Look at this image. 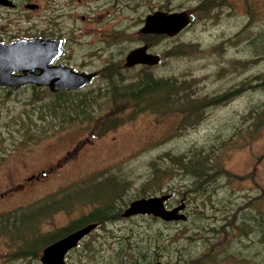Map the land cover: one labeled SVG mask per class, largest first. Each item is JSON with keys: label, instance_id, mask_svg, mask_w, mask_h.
Wrapping results in <instances>:
<instances>
[{"label": "trees", "instance_id": "obj_1", "mask_svg": "<svg viewBox=\"0 0 264 264\" xmlns=\"http://www.w3.org/2000/svg\"><path fill=\"white\" fill-rule=\"evenodd\" d=\"M196 9L201 14L210 12L211 16L215 11L221 13L223 9L230 10V7H225L220 0H198ZM161 10L173 11L166 5ZM187 10L191 17L190 25L194 24L193 7ZM262 24L263 27L256 33L259 41L254 45L258 56L264 53V21ZM144 38L146 44H149L148 37ZM186 47L192 45L183 46L184 49L179 51L182 56L188 54ZM172 51L176 55V47ZM246 64L248 62L243 64L246 69L251 66ZM109 73L108 66L106 74ZM127 73L117 64L116 78L111 80L109 75L103 74L107 77L104 85L98 89L57 93L35 87L19 89L18 98L15 97L16 93L13 95L15 102L0 100L6 107L9 104L22 105L19 113L13 112L10 117L9 109H6L5 114L0 110V129H5L6 134L0 131V146L8 138L13 150L17 146L39 142L83 123L100 124L98 131L89 133V136L100 137L137 114L149 109H161L162 105L161 110L167 109L174 101L176 111L182 116L176 129V133L180 134L193 118L199 116L202 108H206L210 102H226L233 94L227 91L213 99L201 100L189 85L193 79L157 78L148 71L128 81ZM253 78L254 81L239 83L234 93L263 89L264 84L259 82H264V79L259 76ZM254 82H258L256 86ZM27 92H30L28 96ZM160 94H163V99H159ZM10 99L8 97V101ZM108 99L112 100L116 111H120L123 105H130V116H103ZM262 126L264 104L250 102L244 113L236 116L229 124L226 135L220 136L216 131L204 141L181 148L176 146V149L165 150L151 160L138 187L133 189L130 186L131 180L120 178L114 172H98L43 202L0 214V236L20 243L11 255L15 260L26 259L30 263L39 264L38 257L46 246L80 227L96 223L97 229H105V225L110 222L140 220L142 223L133 224L135 228L124 227L121 233L114 234L111 239L100 237L94 241L87 237L67 255L66 264H218L223 261L264 264V253L259 249L264 246V210L260 199L247 195L232 199L233 193L227 184H231L237 177L225 170L220 158V153L227 147L231 137H242L243 131H258ZM225 180H228L227 184ZM84 181L88 184L82 188ZM93 183L96 186L90 187ZM75 187L79 189L78 196L68 197L63 203L61 200L65 192ZM166 194L171 196L167 203L169 206L185 204L187 219L179 222V228L177 223H165L151 216L122 217L133 200ZM82 205H90L92 209L51 232L42 233L39 230L41 220L57 210L70 213ZM252 209L254 215L249 213ZM229 236H234V240L230 242ZM255 240H258L257 244L252 243Z\"/></svg>", "mask_w": 264, "mask_h": 264}, {"label": "rangeland", "instance_id": "obj_2", "mask_svg": "<svg viewBox=\"0 0 264 264\" xmlns=\"http://www.w3.org/2000/svg\"><path fill=\"white\" fill-rule=\"evenodd\" d=\"M220 1L224 2L225 7H230V10L223 9L221 13L215 11L210 16V12L201 14L196 9L198 0H163L162 5H157L156 0H131L129 8L117 10L124 22L81 26L86 31L84 38L89 40L84 41L81 36H79L80 38L70 37L66 44V53L67 55L71 54L73 62L79 63L84 55L85 62L80 61L84 66H92L94 61L96 63L98 53L96 50L94 51L93 43L96 44L97 39L92 32L97 29L102 31L110 28L108 31H111L115 62L116 65H121L131 47L141 41V23L136 22L133 18L137 19L139 16H143L145 9H152L155 6L165 7L166 5L173 9L170 13L189 12L187 8L193 7L195 23L187 27L177 37L164 39L162 46L158 48L163 63L149 71L152 76L157 78L193 79V82L188 84L191 85L192 92L198 95L201 100L213 99L227 91H231L233 94L226 102H210L206 108H202L199 116L193 118L191 124L186 125L180 134L176 133V129L182 116L176 111V102L174 101V104L169 105L167 109L161 110L162 105L161 109H153L155 111L149 109L137 114L117 129L100 137L89 136L90 131L100 129V124L83 123L39 142H30L27 146L22 147L17 146L13 150L10 141L6 138V142L0 146V194L6 190L9 177L15 180L14 183H19L28 175L42 171L47 172L51 167L54 170L45 178L27 184V189L24 192H18L1 199L0 213L6 210L13 211L22 205L28 206L36 202H43L53 194L72 187L101 171H111L120 178L131 180L130 186L134 189L138 187L140 178L148 170V163L156 159L163 151L176 149V146L181 148L190 143L204 141L216 131L221 134H219L220 136L226 135L229 124L236 116H241L244 113L248 103L264 104V86H262L263 89H258L255 92L234 93V90L239 87V83L254 81V76L264 79V53L258 56L259 54L256 55L254 49V45L259 41L256 33L263 27L264 0ZM59 26L72 31L70 27L75 25L67 23ZM39 27L41 29L39 31L45 29L43 24ZM99 45L105 50L110 49L102 42ZM186 45H192V47H186L185 50L188 51V54L182 56L179 51L183 50V46ZM174 47H176V55L172 51ZM122 51H124L123 54ZM166 52L169 53L166 54ZM95 55L97 56L95 57ZM244 62H248L251 66L246 69L243 65ZM78 69L82 70L80 67ZM144 72L143 69L134 70L126 74V79L134 80L137 75ZM93 83L97 85H93L91 88L98 89V80ZM257 83L254 82V86ZM259 83L264 84V82ZM101 85L103 86L104 83ZM15 93V97L18 98L19 91ZM29 94L30 92H27V96ZM13 95L14 93L6 95L5 92L0 91V100L12 102L14 101ZM8 97L11 98L10 101H8ZM105 103L103 116L108 114L109 117L116 115L127 118L132 112L130 105H123L120 111H116L112 100L108 99V102ZM151 104L154 105L153 102ZM21 107L22 105L19 103L17 105L9 104L6 107L3 102H0L1 113L5 114L6 109L11 111L8 116L13 112L19 113ZM0 131L5 134V129L1 128ZM227 143V147L220 153V158L225 170L237 177L232 180L231 184H227L228 180H225L233 193L232 199L245 195L257 196L260 199L261 208L264 210V126L258 131H243L242 137L233 136ZM58 162H61L60 167L56 166ZM87 184V181H84L81 187L84 188ZM94 186L96 184L93 183L90 187ZM164 186H166V181ZM174 190L176 196V188ZM78 191V187L66 191L61 201L64 203L68 197L78 196ZM91 209L90 205H82L70 213L65 210H57L50 217L41 220L39 230L42 233L51 232L65 226L71 220L83 216ZM249 213L254 215L253 209ZM135 222L142 223L140 220H135ZM135 222H110L105 225V229H97L88 237L94 241L100 237L111 239L114 234L121 233L124 227H134ZM177 224L179 225V223ZM234 238V236L228 237L230 242ZM252 243L257 244L258 240ZM19 244L17 241L0 236V264H36L35 262L30 263V260L26 259L21 262L20 259L15 260L11 256L18 249ZM186 245L187 243L184 247ZM225 248L228 249V247ZM259 249L264 253V246ZM172 257L175 258V256ZM218 264L235 263L223 261Z\"/></svg>", "mask_w": 264, "mask_h": 264}, {"label": "flooded vegetation", "instance_id": "obj_3", "mask_svg": "<svg viewBox=\"0 0 264 264\" xmlns=\"http://www.w3.org/2000/svg\"><path fill=\"white\" fill-rule=\"evenodd\" d=\"M156 1L157 5L163 4V0ZM130 3L131 0H0V44L8 45L17 41H31L34 39L60 41L62 53L61 56L55 60L53 66L64 65L75 73L95 74L81 90L92 89L91 87L93 85H97L93 82L97 80L99 82L98 86L101 87V84L106 80L107 76H103V74H106L108 66L110 73L106 75H109L108 78L111 80L116 78V62L113 52L114 45L111 42V31H108L110 28L102 31L97 29L92 32L93 35H96L97 39V43H93V46H95L94 51L96 50L98 53V61L96 63L94 61L92 66H84L80 62L81 60L83 63L85 62L86 57L84 55L81 57L79 63L73 62L71 54L67 55L66 53V44L69 42L71 36H76L78 38L81 36L82 39L86 36V31H84L81 26L87 27V24L98 25L101 23H116L117 21L124 22L117 10L129 8ZM161 8L160 6H155L152 9H145L143 16H139L137 19L133 18V20H136L138 23L140 22L142 28L149 15L156 12H164ZM128 17L126 18L128 19ZM67 23L75 25L74 27H70L72 31L65 30V28L63 29L59 26ZM41 24L44 25L43 28L45 29L42 28L43 30L39 31L41 30L39 27ZM87 33L89 34V32ZM140 34L141 37L143 36L141 41L131 47L130 51L139 47H146L147 53L156 55L160 58V64L155 66L136 65L129 69H123L125 62L124 57L121 69L128 73L138 69H143L145 72H148L149 70L161 66L163 63L162 55L159 53L158 48L162 46L165 36L142 34L141 31ZM144 37H148L150 41L149 44H146ZM83 40L86 41L89 39L84 38ZM101 42L102 44L108 45L110 49H103L102 46L99 45ZM96 56L97 55H95V57ZM90 57H92V55H90ZM78 67L82 68V70H79ZM15 75H20V73H15ZM28 87L38 88L30 84L16 90H12L11 88H0V91L11 95L19 91V89ZM159 99H163V94H160ZM60 165L61 162H58L56 166L60 167ZM53 170V167H51L47 172L42 171L40 173L28 175L19 183H14L15 180L9 177L6 190L0 194V200L18 192H24L30 183L40 178H45ZM21 207L25 206L22 205L18 208ZM8 211L10 210H6L0 214L7 213Z\"/></svg>", "mask_w": 264, "mask_h": 264}, {"label": "water", "instance_id": "obj_4", "mask_svg": "<svg viewBox=\"0 0 264 264\" xmlns=\"http://www.w3.org/2000/svg\"><path fill=\"white\" fill-rule=\"evenodd\" d=\"M190 21V16L185 11L156 12L146 18L141 33L175 37L189 26ZM60 56L61 42L57 40L34 39L8 45L0 44V88L16 90L32 84L39 88H48L52 93L65 92L85 87L95 76V74L75 73L64 65L53 66ZM159 62L158 56L147 53L146 47H139L126 55L123 68L129 69L136 65L155 66ZM170 197L166 194L134 200L123 212L122 217L147 215L165 223L185 222L187 218L183 213L184 203L171 209L165 207ZM96 226L90 224L81 227L45 247L39 257L40 264H65L66 255L75 249Z\"/></svg>", "mask_w": 264, "mask_h": 264}]
</instances>
